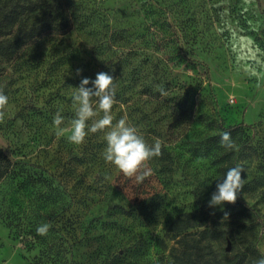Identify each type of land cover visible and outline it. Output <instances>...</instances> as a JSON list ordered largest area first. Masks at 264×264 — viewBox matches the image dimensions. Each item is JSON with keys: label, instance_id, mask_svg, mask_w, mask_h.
<instances>
[{"label": "rangeland", "instance_id": "obj_1", "mask_svg": "<svg viewBox=\"0 0 264 264\" xmlns=\"http://www.w3.org/2000/svg\"><path fill=\"white\" fill-rule=\"evenodd\" d=\"M0 10L23 12L21 31L64 27L0 66V264H174L179 238L204 243L200 231L219 229L226 239L212 246L232 254L247 226L264 256V0H0ZM101 71L117 78L114 121L162 142L141 184L103 160L102 133L82 145L55 135L56 112L70 128L74 87ZM239 125L238 150L217 144ZM229 152L245 169L240 203L209 208Z\"/></svg>", "mask_w": 264, "mask_h": 264}, {"label": "clouds", "instance_id": "obj_2", "mask_svg": "<svg viewBox=\"0 0 264 264\" xmlns=\"http://www.w3.org/2000/svg\"><path fill=\"white\" fill-rule=\"evenodd\" d=\"M82 72V68H77L75 75L80 76ZM116 79L103 71L98 72L94 80L88 77L82 78L79 86L74 87L75 91L71 97L72 104L75 106V118L71 120L70 128L61 127L64 117L60 111H57L53 118L55 135L63 137L69 133L67 140L70 143L82 145L90 133H102L105 142L101 153L103 160L124 177L133 180L136 184H141L152 176L153 171L149 161L161 155L162 142L157 139L149 145L126 117L114 121L112 109L117 103ZM158 91L161 95H167L163 87H159ZM8 104V96L0 90V123L5 120ZM220 145L225 150H238L230 131L220 134ZM243 172L245 169L240 164L228 168L223 177L217 180L216 189L212 192L207 206L220 207L223 210L225 203L235 204L245 186L246 179L242 178ZM228 215L225 212L224 219H227ZM50 228V223H42L36 228V234L47 236ZM256 264H264V256L258 259Z\"/></svg>", "mask_w": 264, "mask_h": 264}, {"label": "trees", "instance_id": "obj_3", "mask_svg": "<svg viewBox=\"0 0 264 264\" xmlns=\"http://www.w3.org/2000/svg\"><path fill=\"white\" fill-rule=\"evenodd\" d=\"M29 9L30 11H33L34 6L30 4ZM21 13L23 12L15 10L4 12L0 10V66L4 62L13 60L17 51L25 46L29 40L38 37L41 34L64 31V27L60 23L43 25V29L41 30L30 29L27 32L21 31L20 27L17 26L19 22L18 18ZM15 26L19 29L16 33H14ZM239 127L240 125L222 130L223 132L230 131L233 138L236 134H242L243 131L239 129ZM216 137L219 140L217 141V144H220V135H217ZM237 140L241 141V137L239 136ZM222 156L224 173H226L228 168L234 167L238 162L237 156L232 152L225 153ZM6 173L7 168L3 162L0 164V178L5 176ZM252 183L255 184L257 181H251V184ZM239 203L240 202L237 200L235 204ZM230 205L233 206L232 204ZM230 209H233V207ZM199 235L204 243H197L194 239H191L190 243H186L185 237H181L176 241V247H174L172 251L174 264H256V261L261 258V253L255 244L251 226L245 227V231L241 232L238 237L239 242L244 245L243 251L237 249L232 254L225 251L222 255H218L212 246L213 244L226 239L227 235L224 231L209 228L200 231ZM237 244L238 242H235V245Z\"/></svg>", "mask_w": 264, "mask_h": 264}, {"label": "water", "instance_id": "obj_4", "mask_svg": "<svg viewBox=\"0 0 264 264\" xmlns=\"http://www.w3.org/2000/svg\"><path fill=\"white\" fill-rule=\"evenodd\" d=\"M226 252H229L230 251V245L228 244L226 249H225Z\"/></svg>", "mask_w": 264, "mask_h": 264}]
</instances>
